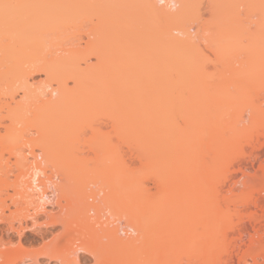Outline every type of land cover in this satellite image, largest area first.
<instances>
[{"label":"bare ground","instance_id":"1","mask_svg":"<svg viewBox=\"0 0 264 264\" xmlns=\"http://www.w3.org/2000/svg\"><path fill=\"white\" fill-rule=\"evenodd\" d=\"M209 1L210 4L212 3V8V5L215 4L218 6L219 1L223 0ZM108 7H115L116 9L114 10L113 8L114 11H110ZM188 7V0H0V64H8L16 68L15 75L18 80L22 82L20 88L23 89L26 99L35 97L37 101H40V103L34 102V109L31 110L32 116L28 119L25 118L27 117V114L25 115V110L27 108L24 101H14L15 105H9V112L14 118L12 126L13 132L10 135L16 141L19 137H23V134L22 132L16 133L15 131H17V129L14 126L24 122L25 124L27 123V125L32 123L36 126L38 136L34 139V144L31 146L32 149L30 153H34L36 149H39L46 155V160H44V162L41 163L36 161L31 164L27 163L26 159L28 157L25 153H22L25 155H20V162L22 161L23 169L16 177V183L20 187L19 194L23 196L22 199L24 198L27 202V206L20 209V214H22L25 219L30 218L35 221L40 214H45L48 219L47 224H61L63 227H67L68 223L72 225L73 223L70 222L75 218L77 222H83L85 219L87 221V217L83 215L82 216L85 218L84 220L82 216L78 219L81 215L78 213L80 212L83 214L84 212H90L92 209L89 208H93V204H95V202L93 204L91 202L99 198L98 196L95 198V195L99 192L97 194H94L96 191L93 192L91 195H94L93 199H95L90 201L88 199L90 194L86 188H88L90 183H97L100 178L99 175L102 167L104 165L107 167L108 164L106 161H98L99 163L93 171L95 173L94 180L89 182L85 181L86 179L84 178L90 177L88 174H90L92 170L88 171L83 167V163L87 165L86 158H84L85 162H81V166H78V164L76 165L77 160L82 159L75 157L76 148L74 144L72 145L74 140L79 142L77 141V136L76 138H74V136L78 133L77 131L80 130V122L91 120L98 112H107L108 115L111 116L113 131L117 136V144H119L120 147L119 151L118 145H115L117 146L116 150L122 152L119 154L120 158H118V160L116 158L113 167L114 175L112 178L115 182L113 186H116L113 190L115 191V200L113 203L115 205L112 206L113 204L110 202L113 207V213L115 216H118V218L114 215L111 216L109 213L111 217H105L107 218L106 221H108L109 218H115L113 221H108L105 229L103 227L107 240L110 242V247H108V242L104 240L102 242H106L103 243L106 244V247L103 249L104 246L101 244L102 242H100V240L104 238L98 239L101 235L104 236V232L102 233L101 231L100 237L95 235L96 232L92 234L95 236L94 238L90 235L88 236V238L92 237V239H94V242L91 240L93 243H90V240V242L84 240L79 243H74L73 241L75 240L73 239V241H71V238L70 240L68 239L69 242L65 240L64 242L60 241L61 237L56 235L50 241L45 242L39 249L25 252L13 251V249L8 246V243L13 242L12 239L8 238V240H5L3 237H0V264H41L40 259L44 257L50 258L51 261H58L59 264H78L80 253L85 252L92 254L94 258L97 259V264H169L170 254L178 248L179 241L177 238L178 223L172 226L170 224L171 219L175 222L178 216L166 211L169 209V206L172 207L174 205L172 201L173 198H171L172 196L170 197L167 192L169 193L171 191L174 193L178 185L174 183L173 186L170 187L171 190L167 189V192L165 191L167 196L163 195V198L157 199L151 197L148 192H144L145 194L141 192L138 193V189L135 192L133 190L135 187L132 189L133 186H129L128 184L131 182L134 175V169L130 162L132 150L127 149L124 153V150L121 148L122 143L127 142L126 138L136 139L141 143L156 140L165 143L164 145L168 144V146L173 143V147L174 142L177 141L176 143H178V140L189 143H201L202 141L204 142L205 139L203 134L201 135L204 131L203 129L211 130L214 123H216L215 119L217 118V114L213 116L214 112L205 111L203 113L204 115L202 114L203 116L200 114H198L200 116L195 115L197 114L196 112L193 113L190 111L191 109H187L188 104L186 109L183 108L180 99L176 98L178 95H173L174 93H172V95L175 97H171V94H169L171 98L168 97L169 95H166L167 99L162 97H158V99L153 97L154 99H152L149 98L148 95H139L141 93L139 91H136L139 93H135L136 96H133L134 94L132 95L133 97L129 96V88L131 87H129L128 84L132 83L131 78L133 73H138L140 70L156 66L157 72L154 71L159 78L163 68L168 64L180 65L181 58L184 59V56H188L186 59L189 58L193 60L199 57L198 52L195 50L197 48L195 37L190 33V29H194V27L190 26L188 29L184 27L186 25L182 26L183 23L186 22L183 15L185 16L187 9L190 10V7ZM257 16V21H254L256 23V32L260 31L261 33V31H264V12H260ZM236 20L240 19L236 18ZM181 26L185 29H182ZM253 28L251 27V29ZM121 31L123 32L122 35L126 32H130V34L127 33V37L131 38L127 39H132L130 43H133L132 41L135 40L134 43H136L137 49L133 47L128 48V46H125L126 48L123 47L124 45L119 42L117 37L119 34L121 35ZM154 31H157L155 40L152 38L154 36ZM117 32L119 33L118 35ZM123 36L126 37V34ZM257 36H259V33ZM260 39L262 41L264 40L262 37ZM127 42L125 40V44H129ZM263 43H260V45ZM212 45L214 46V43ZM49 47H51V49L46 53L45 49ZM139 48L140 52H138ZM262 48L258 45L253 47V51L249 52L248 49L250 48L246 49L249 52L247 55H250V57L246 62V68H243L245 71H248L252 66L259 67L264 79V60L261 59L264 47ZM129 49L130 51H128ZM131 49H133V51ZM164 49L166 51L162 53ZM131 51L133 54H129L130 58H127V52L132 53ZM165 57H168V59H165ZM237 61L241 63L240 57ZM171 68L175 67L171 66ZM257 69L258 68H256V70ZM261 71L259 72L260 74ZM41 72L46 74L48 80L45 81L43 85H37L35 82H31L30 79L32 75ZM157 77L153 79L154 83H156ZM166 79L167 78H165L164 81ZM140 80L141 81H136V83L141 84L144 82V85H146L148 76L145 75L140 78ZM161 81L164 82L163 79ZM70 82L73 84L70 85ZM175 82L179 83L176 79ZM173 84L172 82L171 85ZM171 85L169 87H171ZM262 88L264 87H261V89ZM11 92H8L11 95L7 94L13 99L16 92L14 90ZM45 95L46 97L47 95L49 96L44 98ZM72 99H76L75 106L70 105ZM258 100H261V98ZM262 101L264 102V96ZM79 104L80 110L77 109ZM260 114H264L263 103L250 105L246 110H241L231 116L229 122L232 127L229 128L230 130L233 129L232 131H236L239 130L242 125L246 127V122L254 123L258 120ZM225 123H227L225 118L219 123L217 122L218 125ZM4 126L6 129L8 128V126L4 124L3 116H1L0 195L7 184L6 177L2 171L3 149L8 134L4 133ZM224 131H227V129ZM210 139H212L211 135L209 137V140ZM231 139L232 138H230V140ZM88 140L91 142L90 139ZM223 141L225 142V140ZM100 149L103 148L100 147ZM177 149H179V147L175 149H172V147L169 148V150H174L175 152ZM77 150L79 149L77 148ZM68 151L74 153V158L72 159L71 157L74 163L73 166H78V169L80 167V170H82L80 172L81 174L77 175L80 177L78 181L79 184H81V188L80 190L78 189V192L81 191V193H77V197L75 196L76 200L73 199V201H76L74 203L75 209L76 203H78L77 205L80 207L79 209L77 206V210H80L79 212H76L73 207L76 214L79 216L73 214L74 210L70 209L67 211H73L72 215L67 211L65 214L60 212L64 208L63 204H61V199L68 198L66 195V188L68 186L67 181L71 179L69 175L70 171L67 172L66 169V175L64 174L65 176H62L64 181L60 184L54 182L53 176L45 177V179L42 178V176L46 174L47 169L49 170L48 167H54L56 164L61 166L63 164L61 163V157ZM177 152V155L173 154V157L178 156L179 153ZM148 162L149 164L146 165ZM148 162L145 164L147 171L152 168L153 163H151V160ZM249 167L250 165L246 166V168ZM74 175L76 174L74 173ZM126 185H128V189ZM47 187L53 189L52 194L47 192ZM103 191H105V189ZM56 192L60 193V196L58 195L57 204L61 207L63 206V208L61 210L59 209V214L58 212L48 213L46 207L50 199H52L51 196L53 195L54 197ZM160 194L162 195L164 193L160 192ZM101 200H105L103 202H106L107 199L103 197ZM87 203L90 205H87ZM91 205L92 207H90ZM30 206L32 208H30ZM65 209H67V205H65ZM96 209L98 208L95 207L94 210ZM109 209L112 210L111 208ZM122 219H124V221L121 222ZM75 221L73 222L75 223ZM99 221L100 220H98V223ZM6 222H8V226L7 230L4 231L16 232L20 237L23 236L25 231L32 229L34 225V223L30 225L24 224L23 222L16 225L9 221L1 201L0 224ZM86 223L91 225L89 224V220ZM129 231L135 232L136 234L134 233V235L130 232L128 233L129 236L122 235V233L126 235ZM197 240L199 241H193L195 243V246L193 243V247H195L193 251L195 252L196 250L195 253H197L198 260L201 263H205V261L209 259V263L212 261L211 264H215L213 260L216 258L215 254L217 253L218 245L214 246L212 243H206L204 239ZM259 240L264 241V234L261 235ZM96 243L101 244L103 248L100 249ZM259 255L261 254L258 253V256ZM254 256H256V254ZM259 257H254L252 262L249 261L250 259L246 260L247 258H245V262L246 264H260L261 262H258Z\"/></svg>","mask_w":264,"mask_h":264},{"label":"rangeland","instance_id":"2","mask_svg":"<svg viewBox=\"0 0 264 264\" xmlns=\"http://www.w3.org/2000/svg\"><path fill=\"white\" fill-rule=\"evenodd\" d=\"M188 3L189 7L192 6L190 8L188 7L190 10L187 9L185 16L183 15L186 22L183 23L182 26L186 25L184 26L185 28H190V26L194 27V29H190L191 32H189L195 37L197 43V46H195L199 48L197 49L195 47V50L198 52L199 57L193 60L189 58L186 59L188 56H184V59L181 58L180 65L168 64L163 68L159 78L156 75V66L140 70L138 73H133L131 78L132 83L128 84L131 88L127 86L130 92L129 96H136L135 93H138L136 91L141 92L140 94L138 93L139 95H148L149 98L152 99H158V97L167 99L166 95L169 94H171V97H175L173 95H178L176 98L180 99L183 108L186 109L188 104L187 109H191L190 111L193 113L196 112L197 114L195 115H202L205 111L214 112L213 116L217 114V118L215 119L216 123H214L211 130H202L203 132L201 135L203 134L205 138L204 142L198 143L191 141L192 143H189L178 140V143H176L177 141H175L174 147H179L180 149H177L178 152L176 150V152L179 153L178 156H175L176 158L173 157V154H176V152L174 150H169L171 147L175 149L172 146L173 143H171V145L169 144L170 146L166 144V146L164 145L165 143L156 140L141 143L136 139L126 138L127 142L122 143L121 149L124 150V153L127 149L132 150L131 159H129L134 169L133 178L128 184L129 186H133L132 189L135 187L133 189L135 192L137 189L138 193L141 192L145 194L144 192H148V194L153 198L155 197V199L163 198L165 195L167 196V194H169L170 197L172 196L171 198H173L172 201L174 205L172 207L169 206V209L166 211L178 216L175 222L171 219L170 224L172 226L178 223L177 238L179 246L170 254L169 264H206L207 262V264H211L212 261L209 263V259H207L205 263H201L198 260L197 253H195L196 250L195 252L193 251L195 249L193 243L199 241L197 239H204L206 243H212L214 246L218 245L217 253L215 254L216 258L213 260L215 264H246L245 258H247L246 260L250 259L249 261L252 262V259L256 256H260L258 262L260 261V264H262L264 263V241L259 240V238L264 234V114H260L258 120L254 123L246 122V127L242 125L239 130L236 131H232L233 129L230 130L229 127H232V125L229 119L236 112L246 110L250 105H258V103L264 104L262 101L264 88L261 89V87H264V79L261 69L257 66H252L251 69L245 71L243 68H246V62L250 57V55L248 56L247 54L253 51V47L258 45L261 48L264 47V40L262 41L260 39L261 37L264 39V31H261V33L260 31L256 32L255 25L258 18L257 15L260 14V12H264V0H223L219 1L218 6L213 3V9L211 8L212 3L210 4L209 0H192V4L191 0H188ZM110 8V11H112L113 8L114 10L116 9L115 7ZM236 18L241 21L236 20ZM184 27H182V29H185ZM251 27L254 28L251 29ZM122 31L121 35L123 33ZM118 32L117 35L119 34ZM127 33L130 34V32L123 34H126V37L120 34V37L117 36L119 42L124 45L123 47L128 46V48L133 47L137 49V45L134 43L135 40L132 41L133 44L130 43L132 39H127L131 38L127 37ZM156 33L157 31H154L155 37H152L154 40L157 37ZM258 33L259 36H257ZM260 34L263 35L261 36ZM125 40L126 42L129 40L127 42L129 44H125ZM213 43L214 46L212 45ZM260 43L263 44L260 45ZM50 49L51 47L46 48L45 52L47 53ZM246 49H248L249 52ZM131 50L133 51V49ZM128 51H130V49ZM164 51L166 50H162V53ZM138 52H140V48ZM129 54L132 55L133 52H127V58H130ZM239 57L242 64L237 61ZM165 59H168V57H165ZM261 59L264 60V51L263 54H261ZM171 66L175 68H171ZM256 68L258 69L256 70ZM15 69L16 68L8 64H0V117L3 116L4 124L8 126L7 129L5 126L3 128L4 133L8 134L5 139L2 159V171L6 177L7 184L0 195V202L2 201L5 214L9 218V221L16 225L20 222L30 225L34 223V225L32 229L25 231L23 236L20 237L16 232L4 231L7 230L8 222L2 223L0 224V237H3L5 240L11 238L13 242L8 243V246H10L13 251L20 252L39 249L45 242L50 241L56 235L61 237L60 241L65 240L69 242L71 238V241H73V239L75 240L73 241L74 243H79L84 240L88 242L93 240L94 242L92 237L94 238L95 236L92 234L96 232L95 235L100 237V231L102 233L104 232L108 221H113L115 217L118 218V216H115L113 213L112 207L115 205L113 204L115 200V191L113 190L114 187H116L113 186L115 182L112 177L114 175L113 167L115 165V160L116 158L117 160L120 158L119 154L122 152H119L120 147L119 144H117V136L113 131L111 116L108 115L107 112L101 111L96 113L91 120L80 122V130H78V133L74 136V138L77 136V141L79 142L74 140V143H72L76 148L75 157L82 159L77 160L76 165L78 164V166H81L83 161L85 162L84 158H86L87 165L83 163L84 166H82L85 167V170H92V173L90 172V174H88L90 177L84 178L86 179L85 181L89 182L94 180L95 173L93 171L99 162L106 161L108 164L107 167H105L106 165L102 167L99 175L100 178L97 183H90L88 188H86L90 194V197H88L90 201H93L97 196L99 197L91 202L92 204L95 202L97 205H93L99 210H94L95 207L93 206V208H89L93 211L90 210V212L88 211L82 214L79 212L80 210H77L79 207V205H77L78 203H76V209L74 207L78 195L77 193H81V191L78 192V189L80 190L81 188V184H79L78 181L80 177L77 175L81 174L80 172L82 170H80V167L78 169V166H73V152H65L66 154L61 157V163L64 165L62 164L60 166L58 164V167L56 164L54 167H48V172L46 171V174L42 176L44 179L45 177L53 176L54 182L60 184L64 181L63 177L66 175V169L67 172L70 171L69 175L71 179L67 181L68 184L66 183L68 185L66 188V195L68 198H65V196L62 197L65 199H61V204H63L64 208L57 204L60 193L56 192L54 197L53 195L51 196V203L49 201L46 210L48 213H57L59 209L61 210L63 208L60 212L65 214L67 210L75 209L76 212H79V215L81 214L78 219L83 215L87 217V221L89 220V224L91 225L86 223L87 221L83 216V220L85 219L84 221H86V224L83 223V220V222L78 221V223L75 221V218L72 222H70L71 220L69 221L73 224L71 225L68 223L67 227H63L61 224H47L48 219L45 214H40L36 221L30 218L25 219L23 215L20 214V209L27 206V202L24 198L23 200V196L19 194L20 187L16 183V177L23 169L22 161L20 162V155L22 153L27 155L28 158L26 160L28 164L35 163L36 161L42 163L46 160V155L39 149H36L34 153H30L32 149L31 146L34 144V139L38 136L36 126L32 123L27 125V123L25 124L23 121L24 123L14 126L17 129V131H15L16 133L22 132L23 134V137H19L16 141L10 135L13 132L12 126L14 118L9 112V105H15L16 101H24L27 108L26 110H28H25V115L27 114L25 118L28 119L32 116L31 110L34 109V102L40 103L35 97L26 99L23 89L20 88L22 82L16 77ZM260 71L261 74L259 73ZM145 75L148 76L146 85H144V82L141 84L136 83V81H141L140 78ZM155 77L158 78L156 83L153 82ZM165 78L167 79L164 81ZM160 79H163L164 82ZM175 79L179 81V83L175 82ZM30 80L37 85H43L45 81L48 80V77L45 73L41 72L33 74ZM172 82L174 83L173 85H171ZM72 84L73 83L70 82V85ZM170 85L171 87H169ZM13 90L16 94H14V98L12 99V97L8 95L10 94L8 92ZM172 93L174 94L172 95ZM48 96L49 95H47V97ZM47 97L46 95L44 96V98ZM168 97H170V95ZM259 98H261V100H258ZM75 104L76 99H72L70 105L75 106ZM77 109L80 110V104ZM223 118L227 120V123L218 125L217 122L219 123ZM226 129L227 131H224ZM210 135L212 139L209 140ZM230 138L232 139L230 140ZM88 139H90L91 142H89ZM223 140H225V142ZM115 145H118L119 151L116 150L117 146ZM100 147L103 149H100ZM77 148L80 151L77 150ZM148 159L151 160V163L153 162L152 168H150L149 171L146 170L147 167L145 166L149 161ZM148 164L149 162L146 165ZM248 165H250V167L246 168ZM74 173L76 175H74ZM132 181L135 182L133 183ZM174 183L178 185V187L175 188L177 190L174 193L171 191L168 193L166 190H171L170 187H172ZM126 186L128 189V185ZM103 187L105 191H103ZM46 189L49 194L53 193V189L48 187ZM93 192H95L94 194L98 192V194H100L101 192V194L95 195L96 197L93 199L94 195H91ZM160 192L164 194L161 195ZM103 197L107 199L106 202H103L105 200H101ZM73 199L75 200L73 201ZM110 202L113 204L112 206ZM89 203H87V205ZM65 205H67V209H65ZM90 207H92V205ZM30 208L32 207L30 206ZM75 210L73 214L77 215ZM72 212L73 211L68 213L72 215ZM109 213L111 216L114 215L115 217H112L113 219L109 218V220L106 221L108 218L107 216L111 217ZM98 220L102 222L99 221L98 223ZM73 221H75V223ZM122 221H124V219H122L121 222ZM130 232L131 231L127 232L126 235L122 233V235L129 236L128 233ZM131 233L134 234L135 232ZM89 235L92 237L88 238ZM103 235L104 236L101 235V237L98 238L99 240L104 238L100 240V242L104 240L108 242L105 232ZM93 242L91 241L90 243ZM106 242H102L101 244ZM109 243L110 242L107 244ZM101 244H98L100 249L103 248ZM103 246V249H105L106 244H103ZM108 247H110V244ZM258 253L261 255L258 256ZM255 254L256 256H254ZM79 257L80 260L78 264L98 263H96L97 259L88 252L80 253ZM40 261L41 264H59L58 261H51L48 257L41 258Z\"/></svg>","mask_w":264,"mask_h":264}]
</instances>
